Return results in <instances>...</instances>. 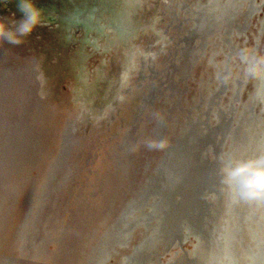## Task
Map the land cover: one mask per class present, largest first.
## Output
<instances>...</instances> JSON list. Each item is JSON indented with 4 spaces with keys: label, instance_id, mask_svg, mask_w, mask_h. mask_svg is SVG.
Segmentation results:
<instances>
[{
    "label": "rangeland",
    "instance_id": "obj_1",
    "mask_svg": "<svg viewBox=\"0 0 264 264\" xmlns=\"http://www.w3.org/2000/svg\"><path fill=\"white\" fill-rule=\"evenodd\" d=\"M177 1L34 0L36 7L42 10V26L38 27L21 45L0 43V264H17L19 261L18 264H83L85 256L87 254V257L92 256L93 251L89 247L90 244H86L87 240H93L97 243L103 233L110 231L122 207L139 190L142 181L149 174L151 175L156 162L162 158L166 147L174 143L176 138L188 129V126L182 124L183 119L189 117L194 120L198 115L205 116L206 102L211 93L206 90L214 88L213 82L219 83L214 70L218 68L219 71H222L225 66V54L214 47V44H209L205 48L204 54L202 53L203 55L195 66L189 69L187 77H182L180 73L184 71L181 70L177 73L178 76L175 75L177 77L174 84L177 87L175 88L177 93L172 96L178 104L177 109L174 110L176 116H171L174 119L171 118L167 125L161 126H167V128L159 140L154 139L153 124L155 125L161 119L165 108L169 109L168 104L170 103L160 99L156 92L153 103L139 109V102H143L142 95L148 94L149 85L152 82L148 75L146 78L138 79L139 52L145 53L150 41L153 43L147 51L152 48L155 53L158 49L157 44H164L165 41L169 40L168 38L177 37L178 34H181L180 29H183V26L191 25L185 21L183 14H180L181 27L178 28L175 24H173L174 27H170L173 21L170 20L171 17L166 8L170 5L171 8H175ZM207 2L208 0H203V3L207 4ZM18 3L19 0H10L8 3L0 0V19H9V22L12 19H22L23 14L18 8ZM164 11L166 15H164ZM88 15L93 17L92 20L88 21L91 28L88 31L82 27V23L68 25L65 20L71 16L83 20ZM254 16L245 33L234 38V42L237 44L235 49L237 54L230 59V73L244 82L240 94L241 102L248 100V93L254 92L256 89L258 75L261 72L260 68L264 64V25L261 26L264 23V3ZM98 24L101 25V29H99ZM113 25H119L122 28H114ZM120 29L122 34H116L117 30ZM155 31L159 32L157 36H155ZM244 36L246 40H244ZM156 38L158 41L157 44H154ZM86 40H96V47L91 46L92 44ZM195 44L199 45L200 42L195 41ZM256 46L257 50L255 51ZM164 47L162 51L167 56L168 48H171L170 44L169 47L166 45ZM132 49L136 54L133 61L131 60L132 62L130 60L127 62L130 72L128 71L127 79L123 84L124 90L121 91L123 96L122 101L119 102L121 106H117L112 119L104 123V114L107 110L103 107L105 102L103 96L107 93L108 86L110 89L116 80H113L114 76L115 78L118 76L119 62L122 60L121 64L124 65L127 58L123 56L126 52H131ZM251 51L257 53L253 68L249 67L246 57L250 55ZM240 53L246 54L244 59ZM197 54L200 56L199 52ZM160 56L158 54L153 59L154 65L159 70H165V67L161 65ZM168 71L170 69L166 73ZM147 73L150 74L148 69ZM164 73L161 71V75ZM172 75L174 76V73ZM76 76L81 77V80L87 76L84 83L86 86L82 88L84 92L90 88L89 94L94 92L93 96L88 95L86 97L84 92L82 93L83 90L80 93L77 89L78 94H82L80 98L83 99V106L82 101L73 100L75 96L72 97L74 85H76L74 83ZM210 80L211 83H209ZM157 85L159 89L162 86L159 83ZM225 87L227 90L222 96L224 103L229 97L231 83L225 84ZM90 102L93 106L95 104V110L92 109L93 116H91L93 119L95 115L96 122L91 119L90 111L83 116L85 107L88 108L89 104L87 103ZM256 105L254 115L257 116L260 112L264 116L263 110L259 111L260 104L257 102ZM216 110L218 108L213 106V109L208 113L211 117V124L214 123L213 114ZM118 113L121 114L118 116ZM166 114L170 116L169 112ZM136 115L138 116L136 117ZM248 118L249 116L244 119L241 118L242 121L236 119L234 128L240 126L241 128L236 130V135H227L225 140L227 145L224 148L227 149L230 144L237 146V141H240V131L245 136L249 135V122L247 120L250 123L253 121ZM72 125L75 126L76 130L71 137L74 139L67 144L69 138L64 135V128L67 126L70 128ZM252 125L254 124L252 123ZM184 129L185 131H183ZM262 130L255 124L251 140L255 138L257 141ZM122 135L130 136V148L125 156L119 149ZM259 139L261 140V138ZM65 140L68 141L65 142ZM60 142H65V147H62ZM161 144L164 146L161 147ZM113 147H115L114 150ZM239 148L231 146L230 150L235 151L240 157L243 156L244 147L240 144ZM117 149L118 151H116ZM92 153L94 154L92 155ZM58 156L60 157V165L58 164L57 170L54 171V179L51 180L52 186L48 190L50 195L46 196V200L44 187L48 181L50 172L48 169L59 158ZM225 173L226 177L220 172V177L226 179V185L225 183L223 185V187L225 186L224 189L219 184L220 188L216 189H210L206 186L202 196H204V202L209 205V208L203 206L204 209H207L203 214L200 212L194 214L201 219L205 229L204 234L212 226L215 228L221 226V224L213 222L214 212L223 213V228H226L230 222L232 225L241 224L239 220L238 222H235L236 219L235 221L230 220L231 215H229L233 211L231 205L236 202L231 201V199L236 197L237 191L235 193V190H239L241 185L236 186L235 180H231V174L226 169ZM43 182L45 183L41 188ZM87 184L89 185L87 186ZM40 194L45 199L40 197L41 200L36 205V208L40 207L41 210H36L37 216H33L31 228L28 227L31 233L29 235L31 241L27 245L26 251L21 252L22 227L23 224H27L24 222L28 219L29 211L33 208L35 201L39 199ZM237 197H239V192ZM43 201L45 207L39 206L40 202ZM151 202L152 197H149L142 211L147 210ZM207 213L209 214L203 217ZM132 215L134 214L127 215L128 221ZM37 221L39 222L37 223ZM152 223L155 224L154 221ZM197 226L195 223L189 224L188 229L183 230L182 242L179 246L176 244L166 246L162 240V242L159 240L153 251L146 256L147 259L151 260L146 264H157V260L160 261L158 264L180 263L181 260L188 258L192 251L196 252L195 260L197 262H204L206 258L203 252L207 248L205 242H208V239L197 232ZM141 231L145 230L135 228L131 232V239L127 233L124 243L121 242L125 237L120 242L121 244L114 242L115 244L111 248L109 256L105 257L104 263L122 264V259L129 253L131 246L141 236L145 235H141ZM97 232L98 237L97 235L94 236ZM47 234L50 235V239L44 244V238ZM224 235L226 241H222V246L226 249L231 244L229 243L228 232L225 230ZM210 244L212 249L218 253V244H215L214 240ZM234 251L235 255L239 256L235 249ZM185 254L189 255L185 257ZM95 264H97L96 261Z\"/></svg>",
    "mask_w": 264,
    "mask_h": 264
},
{
    "label": "bare ground",
    "instance_id": "obj_2",
    "mask_svg": "<svg viewBox=\"0 0 264 264\" xmlns=\"http://www.w3.org/2000/svg\"><path fill=\"white\" fill-rule=\"evenodd\" d=\"M164 2H166V1H164ZM263 3H264V0H208L207 4L203 3V0H193V1L189 0V2H188V0H178L176 2L175 8H171V5H170V7L166 8V10L168 11V13L171 17L170 20L173 21V23L170 25V27L171 26L174 27L175 25L178 26V28L181 27L182 19H180L181 18L180 14H183L185 21H187L191 25L186 26V27L183 26V29L182 28L180 29L181 34H178L177 37L168 38L169 40L165 41L164 44L163 43L160 45L157 44L158 39L156 38V41L154 42V44L158 45L157 46L158 49L155 51V53L152 51V48L150 51H147V49H150L149 47L153 43L150 41L148 42V47L146 49V52L145 53L139 52V55H138L139 64H138V69H137L138 79L143 78V77L146 78L148 75L149 79L151 78V80H152L151 84L149 85L150 89H149L148 94L142 95V101H144L143 104H145L146 106L152 104L153 103V97L156 94V92L158 93L160 99H164L165 102L170 103V104L167 103L169 105V107H168L169 109L165 108V112L162 115L161 119L158 120L155 125L153 124L154 139L155 140H159L160 136L162 137V135L164 134V131L167 128V126H164V127H161V126L163 124L167 125L168 122L170 121V119L172 118L171 116L175 115L174 110H175V108L177 109L176 106L178 104H176L175 99L173 98L172 95L173 94L175 95L177 93V91L175 89L177 87H175V84H174L175 81L174 80L178 76L177 73L179 72V70L184 71L183 73H180V74H182V77L183 76L187 77L189 75V69H191L192 66H195L196 62L204 54L205 48H207L209 44L210 45L214 44L213 45L214 47H216L218 50H221L225 54V57H224L225 58V60H224L225 66H224V70H222L223 72L219 71L218 68L216 70H214V72H216L217 80L219 83L217 84L216 82H213L214 88H212L211 90L210 89L206 90V91H208V93H209V91L211 93H210L208 101L206 102L207 110H206L205 116L204 115H198L194 120H192L189 117L187 118L185 116L186 119L185 118L183 119L182 124L184 126H188V129L186 131L184 129L183 131H185V132H183V134L178 136L176 138V140L174 141V143H172L168 147H166V149H165L166 152H165V155H164V158L162 159V161L160 160L161 162L157 166H154L153 172L151 173V175L149 174V176H147L146 179L144 181H142L141 184L143 187L142 188L140 187L141 194L137 197V199H141L143 201V198H145L148 195H151L152 196V202L149 203L147 210L140 211V213L138 215H135L133 217V221L139 220V217L143 218L146 215L151 216V217L155 216L153 219L155 224L153 225V223H152L153 221L149 222L150 220L145 222L147 225H144L141 229V230H145V231H141V235H143V234H145V235L141 236V238L131 246L129 253L123 257L122 260H123L124 264H130L132 262L133 258L130 255L132 254L135 247L142 244L145 240L146 241L144 242V244H146V247L148 249H152L159 240L160 241L166 240V242H168L169 245L171 244L172 246H174L176 244V246H179L180 242H182L181 237H182L183 230L184 229L187 230L188 225L193 224V223L198 225L197 226V232L201 235L203 234V237H207V239H208V242H205V245L207 246V248H205L204 249L205 251L203 252L206 259L204 262H197L195 260L196 252L192 251L193 255L192 254H190V255L185 254V257H186V255H189L188 258L181 260L180 263L177 262L174 264H264V185H260L257 182L258 174H264V116H262L260 114V112H258L259 114L257 116L254 115L255 114L254 107L257 106L256 105L257 102L260 104V107H259L260 110L259 111L263 110L262 112H264V64L260 68L261 72L258 75L257 87H256V89H254V92L248 93L249 99L246 101L244 100L245 102H241V97H240L242 84L244 82L241 79H239L237 76H233L230 73V69H229L231 67V64H230L231 57L234 56L235 54H237L236 50H235L237 47V44H235L234 38L236 36H240L241 34L245 33V31L249 28V24L252 22L253 18L255 17L254 15L261 9V6ZM164 15H166L165 11H164ZM75 19L76 20L73 19L74 20L73 21V20H69V18L68 19L65 18L68 25L73 24L74 22L76 24V22L78 23L79 21H81L79 23H83V20H79L78 18H75ZM173 24H175V25H173ZM263 25H264V23H262L261 26H263ZM98 26H99V24H98ZM121 26H123V25H121ZM112 27L122 28L119 25L118 26L113 25ZM84 28L86 31L91 29L90 25H85ZM158 33L159 32H156L155 36H157ZM169 33H171V32H169ZM116 34L121 35L122 30L121 29L117 30ZM91 35H93V34H91ZM101 35H102V33H101ZM163 37H161V38H163ZM204 37L206 38L205 44L203 43ZM244 40H246L245 36H244ZM86 41H88V40H86ZM195 41H198V43L200 42V44L199 45L195 44ZM88 42L92 44V45L91 44H89V45L96 47V40H93V41L89 40ZM110 42H109V44H110ZM169 44H170L171 48H168L169 50H168V54L166 56L165 54H163L164 52L162 50H163V48H165L164 47L165 45H166V47H169ZM256 50H257V46L255 47V51ZM255 51H251L250 55L246 56L250 68H253L255 66V63H254L255 60L254 59H256V57H257V53H255ZM198 52L200 53V56L197 54ZM135 54L136 53L133 51V49L131 50V52L130 51L126 52L125 56H123V57L127 58V60L124 63V65H122L121 64L122 60L120 59L121 60L119 62L120 67L118 66V72H117L118 76L116 78L114 76V79H113V80L116 79L112 85L113 88L111 87L112 89L111 88L109 89V86H108V88L106 87L108 90L106 93L107 95L104 93L105 96H103V98H105V102L103 101L104 102L103 107L106 108V110H107L106 114H104V119H106L108 122L110 119H112V115L115 112V110L117 109V106L118 107L121 106V103L119 104V102H121L123 99L121 91L124 90L123 84L127 79L128 71L130 72V67H129V65H127V62H129V60L133 61V59L135 58ZM158 54L161 55L160 56L161 57V65L165 67V70H159L154 65L153 59ZM240 55L244 59V57H245L244 55H246V54L240 53ZM79 61H80V59H79ZM81 64H83V63H81ZM81 64H80V66H82ZM167 65H168V68H167ZM111 66H113V65H111ZM81 68L83 69L84 67H81ZM78 69H80V68H78ZM147 69H148V71H150V74L147 73ZM169 69H170V71H168L166 73V71ZM161 71L165 72L164 75H161ZM97 73H98V71H97ZM172 73H174V76L172 75ZM104 74H106V73H104ZM100 75H101V73H100ZM175 75H177V76L175 77ZM85 77H87V76H85ZM85 77H83L84 79L81 80V77L76 76L75 80L77 79L79 81L76 80V83H75L76 85H74L75 88L73 89V91H75V92L72 93V97L75 96V99H73V100L82 101V106L84 104L83 99L80 98V96L82 94H78L77 89H79V91L81 92L83 90L82 87L86 86L84 84L86 82ZM186 77H184V78H186ZM93 80H94V78H93ZM240 81H242V82H240ZM158 83H159V85L162 84L160 89H159V86L157 85ZM209 83H211V80ZM230 83H231V87H230L231 91H230L229 97L227 99V102L225 101V103H224L222 96L225 95V92L227 90V88L225 87V84L229 85ZM139 86H141V85H139ZM144 87H145V85H144ZM161 97H164V98H161ZM168 98H170V99H168ZM110 100L113 102L115 101V103L111 102ZM213 106H216V108H218V110H216V112H215L216 116H215V114H213L214 123L211 124V122H210L211 117H210V114L208 115V113L213 109ZM168 112H169L170 116H168L166 114ZM179 112H178V114H179ZM120 114L118 113V116ZM187 114H189V112H187ZM137 116L138 115H136V117ZM247 116H249L250 120H252L253 121L252 123L254 124V125H252V123H250V121L247 120L249 122V124H248L249 125V132H250L249 135L245 136V134H242V132L240 131L241 136L239 138L240 141H237L238 142L237 146L230 144L227 149L224 148V146L227 145V143L225 141L227 135L228 136H231V134L236 135L237 134L236 130H238V129L240 130V128H241V126L239 128H236V129L234 128L236 119H241V118L244 119ZM81 117H82V115H81ZM135 118H133V119L135 120ZM104 119H103V122H104ZM122 119H124V117H122ZM172 119H174V118H172ZM187 119L189 120V122ZM241 121H242V119H241ZM88 123H90V122H88ZM98 123H100V121H98ZM102 124L104 126V123H102ZM255 124L258 125L261 129H263L260 133V136H259V138H261V140L258 138L257 141H255V138H254V140H251V137L253 136L252 133L255 129ZM180 128H182V127H180ZM104 129H105V127H104ZM175 130H176V128H175ZM75 131H76L75 126L72 125L70 127V132L72 134L71 137L73 136V134H75ZM257 133H258V131H257ZM175 136H176V134H175ZM60 139H61V137H60ZM129 139H130V136H126V139H123V138L121 139L122 145L120 146V149L124 148L123 150H125V151L122 150L123 156H125L127 154L126 152H129V148H130ZM68 140H65V142ZM259 140H260V142L258 144ZM65 142H64V144H65ZM165 142H166V140H165ZM240 144L242 147H244V150L242 149L243 150V156L241 155L239 157L236 154V152L231 151L230 148H231V146L239 148ZM66 146H67V144H66ZM68 147L70 148V145H68ZM114 148L115 147H113V150H114ZM83 149H84V147H83ZM116 151H118V149ZM141 152L143 153V151H141ZM93 154L94 153H92V155ZM237 156H238V158H237ZM127 159H128V157H127ZM148 160H147V162H148ZM85 161H87V160H85ZM142 162L144 163V161H142ZM86 163H88V162H86ZM91 163H92V161H91ZM140 163H139V165H140ZM49 165H50V163H49ZM12 166H13V164H12ZM225 169L227 172H229L231 174V176H230L232 178L231 180H233V179L235 180L236 186L238 184L241 185V187L239 189L240 191L237 189L235 190V193H236V191H237V193L239 192V197H237V193H236V197L234 196L231 199V201H236V202L231 205L233 207V211H232V213L229 214V215H231L230 220L235 221V219H236L235 222H238V220H239L241 222V224L232 225V223L230 222V224L226 228L224 227L225 228L224 229L222 227L223 213L220 214L217 212H214V213L210 212V213H213V216H214L213 222L219 223V224H221V226H218L217 228L212 226L211 229L209 231H207L206 234H204L205 229L202 226V221L197 215H194V214L196 212H200V214H203L205 212V210H207V209H204L203 206H205L206 208H209V205H207V203L204 202V199H203L204 196H202V192L206 186L210 189H216V188H220L218 186V184L221 187H223L224 183L226 185V179L224 180L222 177H220V172H222L226 177ZM230 169H232V171H230ZM48 170L49 171L51 170V166L49 167ZM91 170H93V169H91ZM220 170H222V171H220ZM238 171H239V174H238ZM3 172H5V171H3ZM92 172H94V170ZM137 174H138V172H137ZM98 176H100V175H98ZM239 177H240V179L238 180ZM136 178H137V176H136ZM142 179H143V177H142ZM2 183H4V182L2 181ZM44 183L45 182H43L41 184V188H43ZM88 185L89 184H87V186ZM224 187L222 189H224ZM85 188H88V187H85ZM64 189H65V187H64ZM149 190L153 191V193L150 192ZM53 193H55V192H53ZM249 193H254L255 195H249ZM134 201L135 200L130 201L129 205L127 204L128 202H126V204H124L123 207L128 205L127 206L128 213H132L131 211L135 209V208L129 209V207L133 204ZM37 203H38V199L33 204V206H32L33 208L30 209V211H29L30 214L28 216V219L25 220V222H24L27 224H23V227H22L23 228L21 231L22 232V234H21V240H22L21 243L22 244H21V248H20L21 252L23 250L26 251L27 245L31 241L30 236H29L31 233L29 232L30 230L28 227L31 228L33 216L34 215L37 216V214H36V210H38L36 208ZM219 203H220V201H219ZM208 214L209 213L203 215V217L208 215ZM41 215H42V213H41ZM123 216H124V220H125V218L127 217V212L125 210H123ZM116 220L118 223L119 214H118ZM38 222L39 221H37V223ZM224 230L226 232H228L229 243L232 245V246L229 245L226 249H224V247L222 246L223 245L222 241H224V242L226 241V237L224 235ZM153 231L156 233L154 235H152L151 237H148L151 233H153ZM53 232H52V234H54ZM113 232L118 233V234H115V236L116 235L121 236V235H119V233L125 234V229H123V230H119V229L116 230L115 229V230H113ZM157 234H159L158 235L159 240L158 239L154 240V238L157 237ZM124 237H125V239L121 243L125 242V240L127 238V234ZM213 240H214L215 244H218V251H219L218 253H216L212 249V245L210 244V243H212ZM234 249L236 250L237 253H239V256L235 255ZM91 251H90V253H91ZM19 255H21V254H19ZM22 255H23V253H22ZM222 255H223V259H222ZM238 257H239V259H238ZM46 258H48V257H46ZM144 258H145V261L140 260V264H146V263L151 261V260L147 259L146 257H143V259ZM159 262L160 261H158V260L156 261L157 264ZM1 263H2V261H1ZM32 263H33V261H32ZM153 264H155V263H153Z\"/></svg>",
    "mask_w": 264,
    "mask_h": 264
},
{
    "label": "water",
    "instance_id": "obj_3",
    "mask_svg": "<svg viewBox=\"0 0 264 264\" xmlns=\"http://www.w3.org/2000/svg\"><path fill=\"white\" fill-rule=\"evenodd\" d=\"M75 18H78V17H70L69 18V20H76ZM46 19H48V18H46ZM68 19V18H67ZM93 19V17H92V15H88V16H86V17H84V19H83V23H82V27H84L85 25H89V23H88V21H90V20H92ZM49 20L50 21H52V19H50L49 18ZM73 20V21H74ZM75 23V22H74ZM79 23V22H78ZM77 22H76V24H78ZM68 24V23H67ZM99 29H101V27H99ZM77 80V79H76ZM76 80L74 81V83H76ZM78 87V86H77ZM81 87V86H80ZM79 90V89H78ZM90 90V88L86 91V92H84V90L82 91V93L84 92V94H85V96L86 97H88V95H92L93 96V94H94V92H92L91 94H89L88 93V91ZM75 92V91H74ZM81 93V92H80ZM144 102V101H143ZM143 102H140V109L141 108H144V106H145V104H143ZM87 104H89L88 105V108H86L87 107V105H86V102H85V112H83V116H85L86 115V113H88V111H90V117H91V119H92V109H94L95 110V104H94V106L92 105V102H90V103H87ZM91 106H92V108H91ZM95 114V113H94ZM92 120H95V122H96V117H95V115H94V118L92 119ZM111 120V119H110ZM105 122H108L106 119H104V123ZM64 135L65 136H67V138H69V141L67 142V144H69V143H71L73 140L71 139V132H70V128H69V126H67L66 128H65V133H64ZM123 139H126V136H123L122 137ZM121 138V139H122ZM122 145V141L120 142V144H119V149H120V146ZM61 146L62 147H64L65 146V144L64 143H62L61 144ZM124 149V148H123ZM122 148L120 149V151H121V153L123 154V152H122V150H123ZM123 151H125V150H123ZM165 152L166 151H164V154H163V156H162V158L160 159L161 161H162V159L164 158V155H165ZM158 161V162H156V165L155 166H157L161 161ZM58 163H59V165H60V157L55 161V163L53 164V166L51 167V170H50V172H49V176H48V181H47V183H46V185H45V187H44V190H45V192H44V196L46 195L47 197H48V190H49V187L51 186V180H53L54 179V171H55V169L57 170V165H58ZM58 165V166H59ZM65 179H66V176H65ZM143 186H141V188H142ZM61 190V189H60ZM137 190V189H136ZM47 191V192H46ZM150 191V190H149ZM150 192H152L153 193V191H150ZM156 193V192H155ZM154 193V194H155ZM141 194V192H140V188H139V190L138 191H136L135 192V194H134V196H132V197H130L128 200H127V204L129 205V202L130 201H132V200H135L134 202H133V204L129 207V209L130 208H135L134 210H132L131 212L132 213H128V211H127V206H125V207H122V210H121V212H119V221H118V223H117V220H115V222H114V225H112L113 227H111V229H110V231L109 232H105V233H103L102 235H101V237H100V239L98 240V242L97 243H95V242H93V241H88L87 240V242H86V244H90L89 245V247H91V249H93V251H92V256H88L87 257V255L85 256V258H84V260H83V264H95V261H96V263L97 264H103L104 263V260L106 259L105 257H107V256H109V253H110V250H111V248L113 247V245L115 244L114 242H116V244H119L123 239H124V236L128 233V237H129V239H131L130 237H131V232L135 229V228H139V229H142V227L144 226V225H147L145 222H147L148 220H150L149 222H151L153 219H154V217H151V216H144L143 218L142 217H139V220H136V221H133V217L135 216V215H138L139 213H140V211H142V208H144L145 206V202L148 200V198L149 197H152L151 195H148V196H146L145 198H143V201L141 200V199H137V197L139 196ZM41 195L42 194H40L39 195V199H38V202L41 200L40 199V197H41ZM45 196V197H46ZM45 197H44V199H45ZM47 197H46V200H47ZM42 199H43V197H42ZM43 199V200H44ZM47 203V202H46ZM44 204H45V202L43 201V202H41L40 203V205L39 206H44ZM45 207V206H44ZM37 209H38V211H40L41 210V208L39 207H37ZM123 210H125L126 212H127V215H129V214H134V215H132V217H131V219L128 221V217H126L125 218V220H124V216H123ZM136 213V214H135ZM130 222V223H129ZM148 222V223H149ZM117 223V224H116ZM116 224V225H115ZM127 224H129L128 225V227H126V225ZM123 230V229H125V234L123 233H119V235H121V236H118V235H116L115 236V234H118L117 232H113V230ZM189 231V230H188ZM156 232H154L153 231V233H151L148 237H151L152 235H154ZM189 234V233H188ZM191 234V233H190ZM189 234V235H190ZM97 235V237H98V232L97 233H95V235L94 236H96ZM112 235V236H111ZM158 235L159 234H157V237H155L154 238V240H156V239H158L159 240V237H158ZM49 237H50V235L49 234H47L46 236H45V238H44V244H45V242L46 241H48L49 240ZM94 239H97V238H94ZM146 241V240H145ZM144 241V242H145ZM144 242L142 243V244H140V245H138L137 247H135V249L133 250V252H132V254L130 255L132 258V262L130 263V264H140V260H143V257H146L147 255H149L152 251H153V249L155 248V246L157 245V243H156V245L152 248V249H148L147 247H146V244H144ZM163 243L167 246V245H169V243L168 242H166V240L165 241H163ZM143 245V246H142ZM171 245V244H170ZM113 250V249H112ZM149 250V251H148ZM177 263V262H176ZM105 264V263H104ZM122 264H124L123 263V260H122Z\"/></svg>",
    "mask_w": 264,
    "mask_h": 264
},
{
    "label": "clouds",
    "instance_id": "obj_4",
    "mask_svg": "<svg viewBox=\"0 0 264 264\" xmlns=\"http://www.w3.org/2000/svg\"><path fill=\"white\" fill-rule=\"evenodd\" d=\"M4 3L10 0H3ZM18 8L23 14L20 20L0 19V43L21 45L43 24L42 10L37 8L34 0H19ZM163 147V145H160ZM257 182L264 185V174H258Z\"/></svg>",
    "mask_w": 264,
    "mask_h": 264
},
{
    "label": "snow or ice",
    "instance_id": "obj_5",
    "mask_svg": "<svg viewBox=\"0 0 264 264\" xmlns=\"http://www.w3.org/2000/svg\"><path fill=\"white\" fill-rule=\"evenodd\" d=\"M249 195H255L254 193H249Z\"/></svg>",
    "mask_w": 264,
    "mask_h": 264
}]
</instances>
